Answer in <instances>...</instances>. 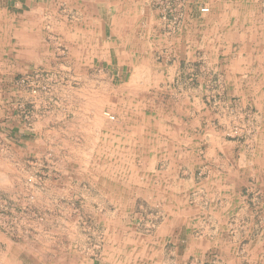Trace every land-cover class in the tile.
<instances>
[{
  "label": "rangeland",
  "instance_id": "1",
  "mask_svg": "<svg viewBox=\"0 0 264 264\" xmlns=\"http://www.w3.org/2000/svg\"><path fill=\"white\" fill-rule=\"evenodd\" d=\"M135 2L128 0L133 13L124 16L129 44L116 45L97 36L104 15L76 13L56 0L48 1L45 13L31 15L20 0H0V264H136L161 258L147 237L159 224L157 208L107 198L126 166L120 165V143L105 135L129 128L121 122L135 117V98L126 103L123 90L145 85L146 91L149 72L172 63L166 40L184 33L193 14L222 41L226 27L238 29L228 57L216 55L213 46L205 62L177 67L186 78L178 82L194 88L207 73V86L215 90L224 70L235 71L228 69L234 50L244 52L240 72L248 76L251 99L226 107L219 104L222 95L209 94L208 105L213 114L225 111L230 124L223 133L242 141L236 150L255 151L253 157L245 153L256 169L247 174L251 185L242 196L248 205L239 211L264 216V168L258 164L259 153L264 155V0H143L138 14ZM25 19L35 28H21ZM149 96L140 92L138 101ZM106 114L114 120L108 122ZM259 220L250 240L262 251L254 261L264 264Z\"/></svg>",
  "mask_w": 264,
  "mask_h": 264
},
{
  "label": "crops",
  "instance_id": "2",
  "mask_svg": "<svg viewBox=\"0 0 264 264\" xmlns=\"http://www.w3.org/2000/svg\"><path fill=\"white\" fill-rule=\"evenodd\" d=\"M20 1L26 9L23 12L31 15L45 13L49 4V0ZM56 2L57 6L68 3L70 10L76 13L104 15L97 25L98 38L116 45L129 44L124 16L133 13V7L128 0ZM142 9L143 0H136L134 12L141 13ZM116 14L123 16L116 19L113 17ZM17 15L11 17L12 23ZM193 16L184 33L166 40L172 63L156 65L154 71L149 72L146 91L144 85L142 89L126 86L122 92L126 103L135 98L136 114L121 122V126L129 127L124 132L105 135L108 142L120 143L119 158L123 159L120 165L126 166L125 176L120 173L121 176L114 179L107 198L120 204L138 201L157 208L159 224L147 237L153 242L151 248L161 258L136 264H256L254 257L262 251L252 245L254 242L250 239L259 228V219L263 222L260 235L264 237V216L239 211L248 205L242 191L251 185L247 174L256 166L254 161L246 160L245 153L253 157L255 151L252 154L236 150L242 141L229 140L223 133L222 128L230 124L223 114L225 111L213 114L208 105L209 94L222 95L223 101L219 98V104L226 107L232 103L239 105V101L247 104L246 99H251L253 91L248 85V76L240 72L244 70L239 64L244 52L237 54L234 50L236 56L229 59L234 64L228 69L235 71L224 70L220 76L223 84L215 90L207 86V73L199 75V85L193 88L187 82H178L186 78L177 71L183 61L205 62L213 46L219 49L216 55L228 57L233 41L240 35L238 29L226 27L222 35L225 41H222L219 34L215 35L213 29L209 31L206 24ZM23 22L24 30L35 28L33 22L28 23L27 19ZM159 39L157 43L162 45L164 40ZM236 46L245 50L248 47L239 43ZM140 92L150 95L149 100L138 101ZM144 109L152 116L145 117ZM259 157L263 160L258 164L264 168L262 152ZM130 159H134L133 162ZM135 162L139 165L135 166ZM199 174L201 176L197 177ZM141 246L139 250L143 253L148 250L144 242Z\"/></svg>",
  "mask_w": 264,
  "mask_h": 264
},
{
  "label": "built area",
  "instance_id": "3",
  "mask_svg": "<svg viewBox=\"0 0 264 264\" xmlns=\"http://www.w3.org/2000/svg\"><path fill=\"white\" fill-rule=\"evenodd\" d=\"M203 11H207V10H206V9H203ZM105 116H106V120H107L108 122H111V121L114 120V117H113L112 115L106 114Z\"/></svg>",
  "mask_w": 264,
  "mask_h": 264
}]
</instances>
